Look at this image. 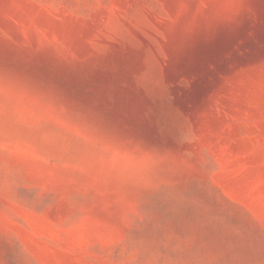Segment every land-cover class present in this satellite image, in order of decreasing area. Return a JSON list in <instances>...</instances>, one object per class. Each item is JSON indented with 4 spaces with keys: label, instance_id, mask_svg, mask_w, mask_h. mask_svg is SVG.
I'll return each mask as SVG.
<instances>
[{
    "label": "rangeland",
    "instance_id": "obj_1",
    "mask_svg": "<svg viewBox=\"0 0 264 264\" xmlns=\"http://www.w3.org/2000/svg\"><path fill=\"white\" fill-rule=\"evenodd\" d=\"M0 264H264V0H0Z\"/></svg>",
    "mask_w": 264,
    "mask_h": 264
}]
</instances>
